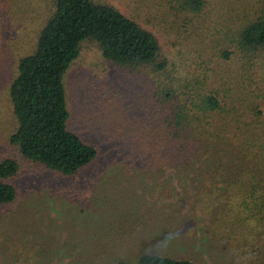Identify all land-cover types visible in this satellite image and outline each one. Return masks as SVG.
Wrapping results in <instances>:
<instances>
[{
    "label": "rangeland",
    "instance_id": "1",
    "mask_svg": "<svg viewBox=\"0 0 264 264\" xmlns=\"http://www.w3.org/2000/svg\"><path fill=\"white\" fill-rule=\"evenodd\" d=\"M96 1L152 31L167 71L183 84L201 77L210 88L224 79L234 84L244 68L235 55L223 60L230 38L221 31L244 24L262 3L205 0L191 14L171 10L167 0ZM52 11V0H0V161L19 164L10 179L16 198L0 208V264H134L141 251L196 264H264V189L154 184L165 173L155 143L163 129L154 128L162 106L152 94L153 75L149 68H119L94 41L81 44L64 81L68 129L94 145L97 156L68 176L25 159L9 141L17 60L33 50ZM256 58L264 71V54Z\"/></svg>",
    "mask_w": 264,
    "mask_h": 264
},
{
    "label": "trees",
    "instance_id": "2",
    "mask_svg": "<svg viewBox=\"0 0 264 264\" xmlns=\"http://www.w3.org/2000/svg\"><path fill=\"white\" fill-rule=\"evenodd\" d=\"M52 2L53 11L41 25L33 50L18 58L9 85L16 120L9 141L25 159L70 176L97 156L94 145L68 129L64 81L81 44L91 40L102 57L119 68H149L153 75L152 94L156 105L162 106L154 128L163 129L155 143L165 173L154 184H249L254 192L264 189V71L256 61L257 54H264V0L244 24L221 31L222 39L230 38L222 50L223 60L235 55L244 68L238 80L233 76L234 84L224 79L219 88L207 87L201 77L183 84L181 77L167 71L154 33L113 5L96 0ZM167 2L171 10L191 14L205 4V0ZM18 170L15 159L0 161V208L16 198L10 179ZM134 264L196 263L141 251Z\"/></svg>",
    "mask_w": 264,
    "mask_h": 264
}]
</instances>
